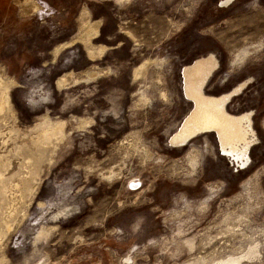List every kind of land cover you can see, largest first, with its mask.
<instances>
[{
    "label": "rangeland",
    "instance_id": "rangeland-1",
    "mask_svg": "<svg viewBox=\"0 0 264 264\" xmlns=\"http://www.w3.org/2000/svg\"><path fill=\"white\" fill-rule=\"evenodd\" d=\"M207 52L246 168L170 142ZM0 82V264H264V0H0Z\"/></svg>",
    "mask_w": 264,
    "mask_h": 264
},
{
    "label": "bare ground",
    "instance_id": "bare-ground-1",
    "mask_svg": "<svg viewBox=\"0 0 264 264\" xmlns=\"http://www.w3.org/2000/svg\"><path fill=\"white\" fill-rule=\"evenodd\" d=\"M231 1L220 0V5L223 6ZM216 62L214 55H209L208 57L198 58L192 64L183 68L185 96L193 102V109L187 114L178 130L170 137L172 144L182 146L190 138L205 131L216 132L222 143H233L235 145V142L239 140H248L247 137L250 134L248 128L243 126L240 119L230 117L224 109L226 99L233 95L235 91L227 98L207 96L202 91V86L213 73ZM2 89L4 90V87ZM2 108L3 104L0 103V110ZM51 130L47 129V132L43 133L45 139H49L53 135L54 130ZM40 142L45 145L48 140H40ZM230 148L236 150L234 146H230ZM237 262L236 258H227L218 261L217 264H237Z\"/></svg>",
    "mask_w": 264,
    "mask_h": 264
},
{
    "label": "flooded vegetation",
    "instance_id": "flooded-vegetation-1",
    "mask_svg": "<svg viewBox=\"0 0 264 264\" xmlns=\"http://www.w3.org/2000/svg\"><path fill=\"white\" fill-rule=\"evenodd\" d=\"M234 1L235 0H232L231 2L223 5V7L228 6L229 4H231ZM209 55H213V54L210 53V54H208L205 57H208ZM188 65H190V64H188ZM185 66H187V65H185ZM217 66H218V63L216 62V66L214 67L213 72L216 70ZM211 75L208 77L207 81L202 86V91L203 92H204V86L208 82V80L211 77ZM243 85H244V82H242L239 85L235 86L231 91H229L227 93H224V94H221V95H218V96H213V97H225V98H227L228 95H230L231 93H233L235 91V93L233 95H230L226 99V103L224 105V109L230 115V117L236 118V119H240L243 122V126H245V127L248 128V130L250 131V134L247 137L248 140H239L238 142H235V145L233 143H231V144H229V143H222L221 140H219V137H218V135H217L216 132H214V131H205V132H203V133H206V132H214L216 134L217 138H218V141H219V148H220V152L222 153L221 155L228 156V157H231V155H232V156L237 157L238 159H237V164L236 165L239 168H246L248 166V159H249L248 158V150H249L250 146L254 143L253 141L256 139L255 132H254V129L252 128V123H251V118H250V113L249 112L242 113L240 115H233V114H230L226 110V105L230 101L231 97H233L234 95H236V94H238L240 92V90L242 89ZM182 86H183V92L185 94V91H184L185 90L184 89V79H183V85ZM205 95H207V94L205 93ZM207 96H211V95H207ZM192 109H193V107H192ZM203 133H199V134H203ZM199 134H197V135H199ZM230 146L236 147V150H232L230 148Z\"/></svg>",
    "mask_w": 264,
    "mask_h": 264
},
{
    "label": "crops",
    "instance_id": "crops-1",
    "mask_svg": "<svg viewBox=\"0 0 264 264\" xmlns=\"http://www.w3.org/2000/svg\"><path fill=\"white\" fill-rule=\"evenodd\" d=\"M219 4H220V0H219ZM220 6H221V5H220ZM222 7H223V6H222ZM210 53L214 54L213 52H207L205 55H201V56H199V57L195 58L193 61H195V60H196V59H198V58L205 57V56H207V55H208V54H210ZM214 55H215V54H214ZM215 57H216V55H215ZM216 58H217V57H216ZM217 60H218V59H217ZM227 75H228V74H227ZM227 75H226V76H227ZM225 78H226V77H225ZM225 78H223V79H222V81H224V80H225ZM242 82H244V81H242ZM242 82H239V83H237L236 85H238V84H240V83H242ZM236 85H235V86H236ZM235 86H234V87H235ZM234 87H232L231 89H229V90H228V91H226V92H229V91H231V90H232ZM226 92H225V93H226ZM222 94H223V93H222ZM220 95H221V94H220Z\"/></svg>",
    "mask_w": 264,
    "mask_h": 264
},
{
    "label": "water",
    "instance_id": "water-1",
    "mask_svg": "<svg viewBox=\"0 0 264 264\" xmlns=\"http://www.w3.org/2000/svg\"><path fill=\"white\" fill-rule=\"evenodd\" d=\"M228 78V77H227ZM227 78L224 80V81H226L227 80Z\"/></svg>",
    "mask_w": 264,
    "mask_h": 264
}]
</instances>
